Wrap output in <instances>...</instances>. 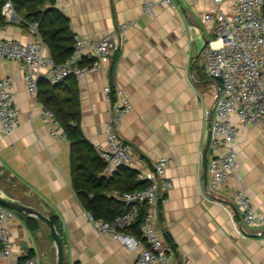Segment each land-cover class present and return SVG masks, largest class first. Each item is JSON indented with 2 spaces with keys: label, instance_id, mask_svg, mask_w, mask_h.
<instances>
[{
  "label": "crops",
  "instance_id": "obj_1",
  "mask_svg": "<svg viewBox=\"0 0 264 264\" xmlns=\"http://www.w3.org/2000/svg\"><path fill=\"white\" fill-rule=\"evenodd\" d=\"M142 4V0H65L54 5L68 19L73 39L96 41L130 23L108 64L68 80L77 88L80 130L93 147L105 141L110 104L105 86L121 88L133 106L119 132L138 162L133 168L111 171L103 163L96 197L119 201L115 194L121 191L127 171L135 172L137 179L154 160L169 157L172 162L165 174L174 186L169 200L159 206L160 228L179 258H187L189 264H264V227L245 224L229 198L221 205L203 197L210 157L208 127L215 114L218 82L202 67L200 50L213 36V28L202 22L201 13L212 10L213 3L178 0L175 8H155L154 15L144 13ZM219 9L231 13V2L224 1ZM21 21L16 15V20L0 27V38L31 42L34 31ZM1 77L14 83L19 122L12 134L0 133V195L56 219L63 264H135L136 250L100 233L90 221L72 185L70 141L49 135L17 64L0 58ZM229 120L238 126L233 144L237 171L223 189L228 196L241 189L264 215V126L241 125L233 114ZM15 213L7 223L12 254L0 264H16L30 256L37 264H56L48 227L36 217ZM125 232L137 237L132 229Z\"/></svg>",
  "mask_w": 264,
  "mask_h": 264
},
{
  "label": "built area",
  "instance_id": "obj_2",
  "mask_svg": "<svg viewBox=\"0 0 264 264\" xmlns=\"http://www.w3.org/2000/svg\"><path fill=\"white\" fill-rule=\"evenodd\" d=\"M178 0H142L144 13L154 15L155 8H175ZM224 1L231 2V13L219 9ZM65 0H54L60 5ZM213 9L201 13V20L213 28L201 50V62L205 73L218 82L215 98V114L209 120L207 186L204 199L224 204L230 202L241 213L247 225L264 227V215L256 211L248 195L241 189L229 194L223 187L237 171L233 144L238 135V126L229 120L231 114L241 125L264 126V0H211ZM2 14L7 21L16 20V14L6 2ZM130 23H124L99 40L88 41L75 37L73 51L63 62L57 63L46 52V47L36 30L29 43L13 38H0V58L15 62L22 71L25 91L38 105L37 117L48 126L54 138H66L60 122L53 111L38 100L40 78L49 84H63L68 78H81L87 71L99 69L110 62L118 48L122 32ZM104 93L109 101L104 125V144L94 146L105 169L122 166L133 168L138 158L125 145L120 136L123 117L133 106L119 87L106 85ZM19 109L15 101L14 83L8 77L0 78V133L12 134L18 127ZM172 162L169 157H160L147 172H139L137 180L145 183L142 189L119 191L116 198L126 208L110 221L96 220L88 212L93 226L103 234L121 241L124 247L137 251L135 264H189L185 257L179 258L175 248L164 238L160 228L159 206L169 200L168 192L174 181L165 172ZM143 208L139 224V237L126 234V229L135 224ZM15 218V212L0 204V260L12 254V243L7 223ZM16 264H37L33 256Z\"/></svg>",
  "mask_w": 264,
  "mask_h": 264
},
{
  "label": "trees",
  "instance_id": "obj_3",
  "mask_svg": "<svg viewBox=\"0 0 264 264\" xmlns=\"http://www.w3.org/2000/svg\"><path fill=\"white\" fill-rule=\"evenodd\" d=\"M6 2H10L15 14L21 18V24L35 25L55 62L61 63L69 57L74 46L73 34L68 19L54 6V0H0V27L12 23L2 14ZM70 78L63 84L54 85L45 80L38 81V100L53 111L70 141L72 185L79 193L84 207L94 219L110 221L121 214L126 206L113 198L96 197L101 191L102 182L98 180L97 174L102 170L103 162L80 130L77 88L74 83L68 82ZM122 183L121 191L142 189L146 185L136 179L133 171H127ZM89 193L93 194L92 197L88 196ZM142 216L143 208L140 209L138 221L126 231L132 229L136 232L135 236L139 237L138 227ZM26 221L31 225L30 219L27 218ZM50 221L55 225V218H50ZM170 246L173 247L172 244Z\"/></svg>",
  "mask_w": 264,
  "mask_h": 264
},
{
  "label": "water",
  "instance_id": "obj_4",
  "mask_svg": "<svg viewBox=\"0 0 264 264\" xmlns=\"http://www.w3.org/2000/svg\"><path fill=\"white\" fill-rule=\"evenodd\" d=\"M0 204L6 208L13 210L14 212L24 213V214L36 217L39 221L45 224L50 231V234L52 236L53 242L56 247V252H57V263L56 264H63V251H62L61 239L55 229V226L51 223L48 217L42 215L41 213H39L38 211L30 207H26L24 205L16 203L15 201L2 197L1 195H0ZM262 232H264V230H262Z\"/></svg>",
  "mask_w": 264,
  "mask_h": 264
}]
</instances>
